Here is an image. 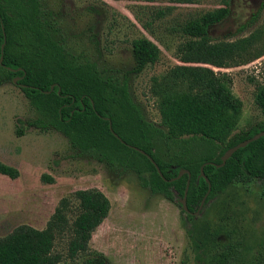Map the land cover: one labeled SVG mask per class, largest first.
Here are the masks:
<instances>
[{
    "label": "rangeland",
    "instance_id": "rangeland-1",
    "mask_svg": "<svg viewBox=\"0 0 264 264\" xmlns=\"http://www.w3.org/2000/svg\"><path fill=\"white\" fill-rule=\"evenodd\" d=\"M39 3L44 16L61 30L65 50L77 63L95 65L104 77L120 81L123 73L133 66L131 45L144 39L153 44L156 48L153 62L129 83L133 101L149 122L161 125L155 83L164 77L177 80L184 75L191 77L199 68L231 80V94L241 104V121L236 131L247 130L263 120L255 94L264 85V9L256 23L249 25V22L264 7V0H39ZM205 20L213 22L207 30L208 38L198 33ZM231 44L239 48L234 54L229 50ZM34 116L16 83L10 81L0 86V162L18 172L14 180L0 175V219L21 221L56 234L53 241L46 242L44 264H79L80 257L70 256V194L84 188L101 189L103 181L112 175L95 162L85 160L63 163L58 172L52 171L49 166L52 154L69 153L68 139L56 132L37 130L17 137V119ZM105 194L112 203V211L94 236L90 249L105 252L110 264H181L183 254H176L174 263L162 257L161 249L167 245L175 251L182 249L183 253L186 249V264H264V193L260 182L231 185L193 220L168 200L167 205L174 209L171 228L167 230L161 222L164 233L159 232L158 238L149 236L152 249L147 253L156 257H142L141 249L129 248L126 234L139 237L136 228L130 225L133 229L128 232L115 225L118 209L135 199L128 196L126 189H107ZM140 199L138 196L137 200ZM165 203L158 198V205L155 203L158 212L169 211ZM61 213L65 219L61 224L55 227L47 224ZM182 224L194 231L198 256L191 242L187 243ZM107 231L109 236H103Z\"/></svg>",
    "mask_w": 264,
    "mask_h": 264
},
{
    "label": "trees",
    "instance_id": "trees-1",
    "mask_svg": "<svg viewBox=\"0 0 264 264\" xmlns=\"http://www.w3.org/2000/svg\"><path fill=\"white\" fill-rule=\"evenodd\" d=\"M263 9L262 5L249 25L259 20ZM212 23H202L198 29L201 37H209L207 30ZM61 38V30L44 16L39 0H0V86L20 78L18 86L35 112L32 118L17 119V134L37 130L67 137L69 153L52 154V171L58 172L63 163L85 160L112 176L133 173L152 195L175 202L192 220L208 190L200 177L201 168L211 184L204 206L235 183L260 182L264 193V136L217 167L228 149L264 131V85L255 94L263 120L236 131L241 104L231 94L227 76L218 78L209 69L199 68L191 77L160 78L154 85L161 115L158 126L145 119L129 92L130 79L154 60L156 48L151 42L144 39L131 45L133 66L119 81L104 77L93 64L77 63ZM237 44L229 47L233 54L239 49ZM134 148L145 152L161 175L148 157ZM182 169L189 176L172 180ZM188 181L187 214L178 198L183 197ZM182 228L198 256L194 231L183 224ZM186 263L185 249L181 264ZM79 264L110 262L99 255Z\"/></svg>",
    "mask_w": 264,
    "mask_h": 264
},
{
    "label": "crops",
    "instance_id": "crops-1",
    "mask_svg": "<svg viewBox=\"0 0 264 264\" xmlns=\"http://www.w3.org/2000/svg\"><path fill=\"white\" fill-rule=\"evenodd\" d=\"M15 134L17 137L24 136L17 134L16 131ZM0 175L14 180L18 176V172L0 162ZM48 180L52 181L51 179ZM84 189L72 192L69 197L71 257H80L82 260L99 255L108 257L105 252L90 249V243L94 236L109 218L112 211V203L107 196L108 194H105L107 189H126L128 196L131 195L135 199L129 203L126 202L118 209V218L115 225L117 223L118 227H124L128 232L133 229L132 227L136 228L135 230L138 232L136 235H139V237L134 236L132 238L130 236L132 234H126L127 239L130 240V242H127L129 248L133 251L138 250V248L141 249L140 254L142 257H156L154 253L153 256L147 253L152 249L151 244H149L152 243V237L149 236L153 234V238H158L163 226H161V222L167 226L166 229L168 230L172 226L169 222L174 221L171 219L174 215V209L172 207L170 209V206L167 205V199L158 194L151 195L148 189L139 184L137 176L133 173L112 176L108 181H103L101 189ZM138 196L141 197L142 201L141 199L137 200ZM158 198H162L166 202L164 206L169 210L167 213L157 211ZM63 205L62 201L61 206ZM168 212L170 213L168 214ZM64 220L61 213L50 218L47 224L55 227ZM109 234L110 232L107 231L103 233V236L108 237ZM47 236L50 237L47 238ZM53 236H56V234L47 233L45 228L35 229L21 221L13 223L10 219L8 221L6 218L0 219V264H44L46 242L53 241ZM142 236H145V238H142ZM169 242L172 244V241ZM163 247L161 249L162 257L167 258L170 263L171 261L174 263L176 254H183L182 249L175 251L173 246Z\"/></svg>",
    "mask_w": 264,
    "mask_h": 264
},
{
    "label": "water",
    "instance_id": "water-1",
    "mask_svg": "<svg viewBox=\"0 0 264 264\" xmlns=\"http://www.w3.org/2000/svg\"><path fill=\"white\" fill-rule=\"evenodd\" d=\"M3 48H4V44L1 46V50H3ZM1 62H2V57L0 58V63H1ZM16 80H17V79H14V80H13V83H16ZM53 88H54V85L51 86V91L53 90ZM263 136H264V131H261V132L255 134L253 137H251V138H249V139H247V140H245V141H243V142L237 144L236 146H234V147L228 149V150H227V151L221 156V164L217 165V167H222V166H224V164L226 163V161H227L229 158H231V156H232L237 150H239L240 148H244V147H246L249 143L258 140V139H260V138L263 137ZM134 150L137 151V152H139L140 154H142V155L148 157V159H149V160L155 165L154 161H153L149 156H147V154H146L145 152H143L142 150H140V149H138V148H134ZM155 167H156L158 173L161 175V172L159 171V169L157 168L156 165H155ZM184 174H187V175L189 176V172H188L187 170L182 169V170L179 171L177 177H176V178H173L172 180L179 179V178H181ZM200 177L204 178L205 181L207 182V184H208V190H207L206 194L204 195V197H203V199H202V201H201V203H200V206H199L198 210L194 213V215H198L199 212L202 210V208H203V206H204V203H205V201H206V199H207V197H208V195H209V193H210V189H211V184H210L209 180L206 178V176L204 175L203 168H201V171H200ZM188 188H189V181L187 182V185H186V188H185V191H184V195H183V197H182V198H180V197L178 198V202H179V204L181 205L182 210H183L185 213H190V212L188 211L187 204H186V196H187Z\"/></svg>",
    "mask_w": 264,
    "mask_h": 264
},
{
    "label": "flooded vegetation",
    "instance_id": "flooded-vegetation-1",
    "mask_svg": "<svg viewBox=\"0 0 264 264\" xmlns=\"http://www.w3.org/2000/svg\"><path fill=\"white\" fill-rule=\"evenodd\" d=\"M14 79H17V80H16V84L18 85V81L20 80V78H14ZM14 79H13V80H14ZM202 209H203V208H202ZM187 214H188V213H187ZM193 215H194V214H193ZM194 216H195V215H194Z\"/></svg>",
    "mask_w": 264,
    "mask_h": 264
}]
</instances>
